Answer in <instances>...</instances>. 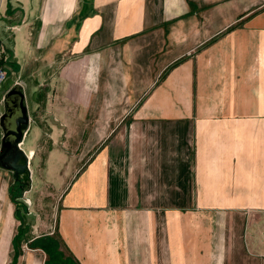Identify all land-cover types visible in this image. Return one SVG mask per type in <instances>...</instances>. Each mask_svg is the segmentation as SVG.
I'll list each match as a JSON object with an SVG mask.
<instances>
[{
	"label": "crops",
	"instance_id": "crops-1",
	"mask_svg": "<svg viewBox=\"0 0 264 264\" xmlns=\"http://www.w3.org/2000/svg\"><path fill=\"white\" fill-rule=\"evenodd\" d=\"M0 20L62 144L54 226L27 237L12 181L0 259L24 223L80 264H264V0H0Z\"/></svg>",
	"mask_w": 264,
	"mask_h": 264
},
{
	"label": "rangeland",
	"instance_id": "rangeland-1",
	"mask_svg": "<svg viewBox=\"0 0 264 264\" xmlns=\"http://www.w3.org/2000/svg\"><path fill=\"white\" fill-rule=\"evenodd\" d=\"M6 23L2 20H0V60L4 58V61H6L7 54H6V48L5 46L12 47L14 40L10 38L11 34L8 32V29H4L3 25ZM21 38L16 37L15 42L16 44L20 43ZM18 47V58L19 62H22V47ZM5 68L6 74L3 78V81L0 82V113H3V97L4 94L6 93L8 87L12 85L13 83L15 84L18 82H21L22 80H25L23 76V72L20 70L15 71L11 67L6 66L5 64L3 65ZM27 81V80H26ZM28 85L26 87V98H27V104H28V110H29V115H30V126L27 132V135H25L22 146L26 149H33L34 150V156L31 159V167L32 171L34 172L31 173V180H32V189L29 193L24 198V202L27 205V207H31L33 212L29 213H23L22 217L24 220L27 221L29 225H32L31 232L29 231L27 234V237H32L34 235H40L48 231L51 226L53 227L55 222H56V215H55V204L53 202L54 198L53 195L51 194L53 192V189L49 187L46 183L41 178V173L43 170V158L46 155L48 149L50 147H59V145L62 144H57L58 139L56 141V144H51V138L48 137V130L46 127H44V131L40 133L38 126L41 124L44 126V121L42 119V116L40 113L42 109L46 110V102L44 101H39L37 102L36 98V89L34 88L35 86L31 84L28 81ZM50 91V90H49ZM1 113V114H2ZM45 118V117H44ZM47 118V117H46ZM0 137H1V127H0ZM31 172V169H30ZM34 176V177H33ZM12 181L14 183V180L11 176V172L5 169L0 168V217H3L5 220L8 222V237H7V246H8V239L12 230V221L8 216V211H6L7 208V203L8 199L5 198V193L7 186L12 184ZM17 185H12L11 189L16 187ZM17 191L14 192V196L16 195V200H18V204L20 206H24L23 199L20 197V195H25L26 192H21V189L16 188ZM11 194V192H10ZM14 196L11 197L14 199ZM6 211V213H5ZM34 211L36 214H34ZM54 239L57 241L58 245V251L60 254H62L59 259L62 258V261L67 260L69 256L67 253L64 251L62 248L59 240L56 238L55 235ZM25 235V238L23 237L21 239V243L19 241V249L17 250L20 257L18 264H20V261L22 258L27 257V253H37L39 255V260L38 264H43V259H47V252L46 250H40V249H32L30 248L29 242H26L24 240H27ZM21 244V246H20ZM12 249H8L5 257L0 259V264H9L10 263V255L13 253ZM15 252V250H14ZM17 258V259H18ZM12 260L11 264L14 263L16 264V261ZM64 259V260H63Z\"/></svg>",
	"mask_w": 264,
	"mask_h": 264
},
{
	"label": "water",
	"instance_id": "water-1",
	"mask_svg": "<svg viewBox=\"0 0 264 264\" xmlns=\"http://www.w3.org/2000/svg\"><path fill=\"white\" fill-rule=\"evenodd\" d=\"M3 108L0 115V168L11 171L14 183H18L24 192L30 187L31 172L29 155L20 144L29 129L30 117L22 83H15L6 91Z\"/></svg>",
	"mask_w": 264,
	"mask_h": 264
},
{
	"label": "trees",
	"instance_id": "trees-1",
	"mask_svg": "<svg viewBox=\"0 0 264 264\" xmlns=\"http://www.w3.org/2000/svg\"><path fill=\"white\" fill-rule=\"evenodd\" d=\"M6 54H7V58H6V61H4V58L2 60H0V65H6V66H9L11 67L12 69L14 68L15 71H18L19 70V65L17 64L16 60L13 59V53H12V50L10 48H7L6 49ZM13 69V70H14ZM14 85V83L12 85H10L8 87V89L10 87H12ZM7 89V90H8ZM17 191L16 188L15 189H11V194L12 196H14V192ZM23 190H21L22 192ZM14 201L16 203H18V200H16V195L14 196ZM17 209L18 211H20V209L24 210L25 211V205L24 206H17ZM24 223H22L19 227V230H18V233L14 236L13 238V245L15 246L14 247V262H15V259H16V255H18V251L16 250L17 249V246H18V243L19 241H21V239L23 238L24 236ZM58 239V238H57ZM60 242V241H59ZM29 246L31 248H36V247H39V248H42L43 250H46L47 252V259H46V264H80L76 259L72 258L71 256H69V258L67 260H64L62 261V258L59 259L60 257H62L60 254V252L58 251V245H57V241L54 239V237H50V236H44V237H40L38 239H35L33 241H30L29 242ZM60 256V257H59Z\"/></svg>",
	"mask_w": 264,
	"mask_h": 264
},
{
	"label": "bare ground",
	"instance_id": "bare-ground-1",
	"mask_svg": "<svg viewBox=\"0 0 264 264\" xmlns=\"http://www.w3.org/2000/svg\"><path fill=\"white\" fill-rule=\"evenodd\" d=\"M0 67L4 70V72H5V74H6V71H5V68L2 66V65H0ZM5 76V75H4ZM2 81H3V79H2ZM1 81V82H2ZM18 83H22L23 85H24V87H25V84L21 81V82H18ZM25 96H26V89H25ZM26 101H27V98H26ZM27 108H28V104H27ZM28 113H29V110H28ZM29 117H30V115H29ZM30 125V124H29ZM14 185H16V184H14ZM28 188V187H27ZM27 188H26V190H27ZM25 190V191H26ZM21 198H22V196H20Z\"/></svg>",
	"mask_w": 264,
	"mask_h": 264
},
{
	"label": "built area",
	"instance_id": "built-area-1",
	"mask_svg": "<svg viewBox=\"0 0 264 264\" xmlns=\"http://www.w3.org/2000/svg\"><path fill=\"white\" fill-rule=\"evenodd\" d=\"M5 72L4 70L0 67V82L2 81V79L4 78Z\"/></svg>",
	"mask_w": 264,
	"mask_h": 264
},
{
	"label": "flooded vegetation",
	"instance_id": "flooded-vegetation-1",
	"mask_svg": "<svg viewBox=\"0 0 264 264\" xmlns=\"http://www.w3.org/2000/svg\"><path fill=\"white\" fill-rule=\"evenodd\" d=\"M14 184H16L17 186H16V187H14L13 189H15V188H18V189H20V187H19V184H18V183H14Z\"/></svg>",
	"mask_w": 264,
	"mask_h": 264
}]
</instances>
